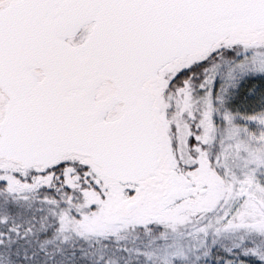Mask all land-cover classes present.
I'll use <instances>...</instances> for the list:
<instances>
[{
    "label": "snow or ice",
    "instance_id": "snow-or-ice-1",
    "mask_svg": "<svg viewBox=\"0 0 264 264\" xmlns=\"http://www.w3.org/2000/svg\"><path fill=\"white\" fill-rule=\"evenodd\" d=\"M0 264H264V0H0Z\"/></svg>",
    "mask_w": 264,
    "mask_h": 264
}]
</instances>
